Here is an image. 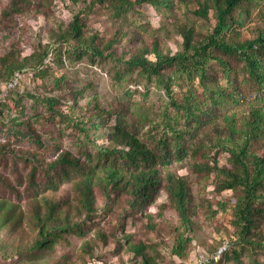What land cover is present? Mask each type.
Returning <instances> with one entry per match:
<instances>
[{"label": "rangeland", "instance_id": "374dc122", "mask_svg": "<svg viewBox=\"0 0 264 264\" xmlns=\"http://www.w3.org/2000/svg\"><path fill=\"white\" fill-rule=\"evenodd\" d=\"M28 1L22 5L21 12L3 16L10 0H0V60L6 57L9 61L21 62L33 57L21 71H16L22 77L20 87L10 92L0 104V201L16 204L21 208L17 213H23L21 221L12 218L5 222L4 215L0 218V264H141L140 257L128 250L124 235L129 243L144 245L145 254L156 264H188L196 250L212 254L224 242L228 243L227 256L217 264H264V250L258 246H243L238 260L230 257L231 243L236 240L230 227L236 194L231 190L216 191L218 177L214 165L228 167L230 155L221 148L210 149L211 141L215 139L211 130L206 133L207 138L202 137L201 146L190 144L183 162L171 155L169 171L187 180L194 201L188 207L197 224L194 233L190 234L189 253L184 257L178 258L171 252L176 245L179 219L174 208L168 205L164 190L149 208V218L136 212L123 221V209L127 206L122 203L112 215L93 216L82 225L81 233L62 234L50 248H33L38 235L35 227L28 223L32 213L29 207L33 192L29 179L31 167L37 169L33 184L42 190L48 179L46 164L56 158L57 148L81 160L85 152H93L94 145L84 141L81 125L75 124L82 119L90 120L84 125L88 128L91 113L99 110L102 115H111L107 127L115 115L121 113L143 141H151L150 136L168 135L173 145V134L166 126L170 120L172 126L182 130L184 120L180 113L170 105L164 87L157 84L154 76L149 77L138 70L127 71L121 59L128 58L130 51L138 50L142 45L148 49L157 47L163 54L173 55L181 49L182 29L191 28L194 40H201L212 31L215 20L211 11L208 19H202L194 14L198 8L195 3L181 1L159 9L142 4L122 18L114 17L106 3L87 7L91 0ZM81 10H84L81 15L84 33L88 38L95 35L94 45L103 51L101 57L91 56L90 50L91 54L77 59L81 48L70 39L67 27ZM237 12L244 16V25L238 28L241 40H251L264 33V0H248ZM44 52L46 56L39 66L37 61ZM148 57L152 59V54ZM165 71L171 77L175 68ZM2 73L0 62V85L6 80ZM217 74L221 78L220 69ZM240 81L241 77H238L236 84ZM173 82L170 90L176 102L188 90L201 96L197 80L191 84L178 76ZM220 82L224 84L225 80ZM250 90L246 84L241 86L243 94L251 96ZM42 97H54L53 109L64 117L47 110L41 103ZM5 115L28 120L35 132L22 127L23 138H9L8 127L3 126L7 123ZM175 120L177 125L173 124ZM29 135H38L46 149L40 150ZM90 135L95 144L108 143L106 138H98L99 134L90 131ZM195 146L200 149L192 152ZM26 157L33 159L28 162ZM205 166L212 167L210 172ZM53 180L59 186L54 196L74 206L70 184L61 178ZM95 196V207L101 208L103 197L97 189ZM219 203H225L226 208L220 209ZM163 204L166 208H161ZM122 224L125 226L123 232ZM257 231L264 239V215L258 222ZM98 234L104 235L106 240Z\"/></svg>", "mask_w": 264, "mask_h": 264}, {"label": "trees", "instance_id": "16d2710c", "mask_svg": "<svg viewBox=\"0 0 264 264\" xmlns=\"http://www.w3.org/2000/svg\"><path fill=\"white\" fill-rule=\"evenodd\" d=\"M175 1L195 3L198 8L194 14L202 19H208L211 11L215 20L212 31L201 40L195 41L193 30L184 28L180 32L181 49L173 55L163 54L157 47L148 49L142 45L140 49L130 51L128 58H122L121 62L127 71L138 70L149 77H155L157 84L164 87L170 105L183 118V129H176L168 120L166 127L173 134L174 144L171 145L168 135H162L150 136L151 145L131 130L127 117L121 113L115 115L108 127L107 122L111 115H102L101 110L91 113L92 121L88 128L84 125L90 120L82 119L76 123L75 125H81L84 141L94 145L93 152H85L84 159L81 160L57 148L56 158L46 164L45 174L48 179L42 190L40 186L33 184L37 169L35 166L31 167L29 179L33 192L30 194L29 207L32 213L28 223L35 227L38 235L33 248H50L62 234L81 233L82 225L93 216L112 215L115 208L122 203L127 206V209H123V221L136 212L149 218V208L164 190L168 205L174 208L179 219L176 245L171 252L178 258L184 257L189 253L188 247L192 241L190 234L194 233L197 224L188 207L194 201L187 180L174 176L169 171L171 155L174 154L175 160L183 162L190 144L201 146L202 137L207 138L206 133L211 130L215 139L211 141L210 149L221 148L230 155L228 167L217 168L214 165L218 177L216 191L220 193L231 190L236 194L230 221L236 240L231 243L230 257L238 260L243 246H258L264 250V239L257 231L258 222L264 215V33H259L251 40L240 39L238 28L244 25V16L237 11L248 0H91L87 7L106 3L114 17L122 18L126 12L142 4L159 9L169 8ZM28 2L10 0L3 16L21 12L22 5ZM83 12L81 10L74 15L67 27L70 39L81 48L77 59L88 56L90 50L91 56L101 57L103 51L94 45L95 35L88 38L84 33L85 23L81 19ZM148 54H152V59ZM45 56L44 52L37 61L39 66ZM32 59L33 57L19 62L2 58L1 75L6 79L5 82ZM233 63L240 67H235ZM166 68H175L174 75L168 76ZM215 69L221 70V78ZM178 76L186 78L191 84L197 80L201 96L197 97L196 91L188 90L176 102L171 96L170 87ZM238 77H241V81L236 84ZM222 79L225 80L224 84L220 82ZM244 84L251 87V96L241 92ZM41 103L47 110L64 117L59 111H54V97H42ZM5 118L7 123L3 126L8 127L9 138H23L22 127L35 132L28 120L10 115H5ZM173 122L177 125L176 120ZM90 131L99 134L98 138H106L108 143L95 144L91 141ZM29 137L33 138L40 150L46 149L38 135ZM195 149L200 147L194 148L192 152ZM32 159L33 157H26L28 162ZM211 169L212 167L205 166L208 172ZM50 172L52 176L49 177ZM55 177L70 184L74 194V206L54 196L59 191L58 184L53 180ZM95 189L103 197L101 208L95 207ZM218 206L224 210L227 205L219 203ZM161 208L166 206L163 204ZM20 209L16 204L0 201V218L4 215L5 222L12 218L21 221L23 213H17ZM124 227L122 224V232ZM98 236L106 240L104 235ZM124 237L128 250L135 257H140L141 264H156L145 254L144 245H133L128 242L126 235ZM226 256L227 253L224 254Z\"/></svg>", "mask_w": 264, "mask_h": 264}, {"label": "built area", "instance_id": "2783aa9c", "mask_svg": "<svg viewBox=\"0 0 264 264\" xmlns=\"http://www.w3.org/2000/svg\"><path fill=\"white\" fill-rule=\"evenodd\" d=\"M21 80L22 77L20 73L16 72L15 74H13L10 80L0 85V103H4L7 95L20 87ZM227 249V242H224L222 246L212 254L201 253L200 251L194 249L196 251L193 253V257L188 260V264H217L221 261L224 254L227 252Z\"/></svg>", "mask_w": 264, "mask_h": 264}]
</instances>
